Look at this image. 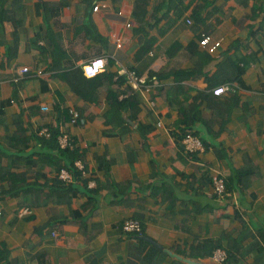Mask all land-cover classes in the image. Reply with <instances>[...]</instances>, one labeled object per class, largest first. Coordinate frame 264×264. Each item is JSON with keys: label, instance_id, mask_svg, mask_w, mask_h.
I'll return each instance as SVG.
<instances>
[{"label": "crops", "instance_id": "crops-1", "mask_svg": "<svg viewBox=\"0 0 264 264\" xmlns=\"http://www.w3.org/2000/svg\"><path fill=\"white\" fill-rule=\"evenodd\" d=\"M207 30L222 40L215 53L199 44ZM96 58L105 69L87 77ZM238 67L234 88L214 94ZM124 69L155 91L134 92ZM115 95L134 97L137 112L113 109ZM193 105L207 145L188 155L177 122ZM52 124L96 181L94 213L82 182L75 194L57 186L39 134ZM212 174L231 185L226 196ZM0 210V264L214 261L188 255L205 240L263 261L264 0H0ZM127 218L143 231L124 233Z\"/></svg>", "mask_w": 264, "mask_h": 264}, {"label": "trees", "instance_id": "trees-1", "mask_svg": "<svg viewBox=\"0 0 264 264\" xmlns=\"http://www.w3.org/2000/svg\"><path fill=\"white\" fill-rule=\"evenodd\" d=\"M208 31L209 30L204 32L203 35L209 34ZM203 35L201 36V38L203 37ZM222 69L224 70V69H226V67L223 66ZM231 72L236 73L235 76H233V77L230 76V77L224 78V81L234 82L235 79L238 80V78H240L241 68H239V67L235 68ZM108 78L111 79V76H109ZM230 78H232V80L228 81L227 79H230ZM163 90L164 89H162V91ZM110 105L113 109H115L116 111H119L121 113H124L125 108H131L133 112H137V106H138L134 97L122 98L120 100V99H118V96H116V95L113 96V100L110 102ZM194 108L197 110V115L191 116L189 113H191V111ZM62 112L64 115L69 113L68 110H62ZM180 113H181L180 118L178 119V122H177L179 130L181 132L179 139H181L183 141L186 134L190 131V133H192L196 136H199L201 138V140H202V142L206 148V145H207L206 140L203 139V137H201L200 134H198V132L192 131V129L196 123H198L199 121H203L200 117V112L197 109L196 105H193V107H191V109H186V108L181 109L180 108ZM205 123L208 127V131H212L213 125L209 122H205ZM47 128L49 129L50 135L49 136H46V135L41 136L40 135V137H41L42 145L48 150V152H47L48 157L50 158V160H55L54 164L56 165V169H57L58 173L63 167H65L69 171H72L75 174V178H76L75 183H65L61 179H59L58 173H57V180H56V183L58 184L57 186L60 188L62 186H64L65 188H67L68 191L70 190L72 193L75 194L76 188H74V185L78 182H82L84 187H86L89 190H92V194L89 195L88 200L86 201L87 204L85 206H91L92 208H94V211H93V213H94L98 207V198L96 196L98 190H95V188H89L88 187L89 178H87L86 176H83L82 172L79 171L78 168L75 166V161L82 160L83 154L75 146H74V148H70V147L62 148L60 146L58 136L61 134L62 130L60 129V127H58V125L52 124V125L47 126ZM223 128L224 127H222L221 129H223ZM218 133H219V130L212 132L213 136L218 135ZM73 141H74V139H73ZM74 144H75V141H74ZM184 149H185V147H184ZM195 153H197V152H195ZM219 176L224 179L225 187H226V191H225L224 196H226L229 193V190L231 189V185L226 181V179L223 176H221V175H219ZM210 180H211V183H210L211 188L213 189V174L211 175ZM123 185L124 184L118 183V184L112 185V187H114L115 190L120 191L121 190L120 188H122ZM214 195L219 197L216 193H214ZM224 196H221V197H224ZM142 231H143V228H142ZM261 236L264 239V233L261 234ZM219 249L224 250L226 252V257L223 261V264H242L241 258L238 255V252L240 250L239 249L236 250L234 245L224 246L221 241L205 240L204 242H202L200 244V248H192L191 252L188 255L190 257H193V258H208V257H213L215 252ZM235 250H236V252H235ZM254 264H264V260L263 261H257Z\"/></svg>", "mask_w": 264, "mask_h": 264}, {"label": "built area", "instance_id": "built-area-1", "mask_svg": "<svg viewBox=\"0 0 264 264\" xmlns=\"http://www.w3.org/2000/svg\"><path fill=\"white\" fill-rule=\"evenodd\" d=\"M97 8V7H96ZM117 45L121 47V40L120 38H117ZM199 44L201 48L209 53H215L219 47L222 44L221 39H215L211 34L203 35V37L199 40ZM102 60L99 58L89 60L88 62L84 63L83 65V72L87 77H93L97 75L102 67ZM23 72L28 70V67H24L21 69ZM123 75L126 78V81L130 84L131 88L134 92L141 91L145 93L146 95H149L156 89V85L153 83H148L146 80V77L143 75H138L133 70H123ZM234 83L227 82L224 84H221L220 86L214 88L213 93L216 95H221L227 92L228 90H231L234 88ZM148 102L151 106H155L156 101L155 99L148 98ZM69 112L72 115V122H76L80 118V112L75 110L74 108L69 109ZM159 125H161V122H158ZM61 134L58 136V140L60 143V146L62 148L70 147L74 148L75 144L73 141V136L64 129H61ZM41 135L49 136V129L46 127L40 131ZM183 144L185 147V151L188 155H192L195 152H202L205 150V146L199 136H196L190 132L186 134V136L183 139ZM75 166L78 168L79 171L82 172L83 176H87V170L85 168V165L81 160L75 161ZM59 179H61L65 183H75L76 178L75 174L72 171H69L67 168L63 167L59 173H58ZM88 187H94L96 184V181L92 178L89 179ZM213 193H216L219 197L224 196L226 187L225 182L222 177H220L218 174H213ZM1 213V210H0ZM122 231L124 233L128 234H137L141 232L142 229V222L139 219L135 218H128L124 220V222L121 225ZM217 258L220 260H223L225 258V252L224 251H218Z\"/></svg>", "mask_w": 264, "mask_h": 264}, {"label": "bare ground", "instance_id": "bare-ground-1", "mask_svg": "<svg viewBox=\"0 0 264 264\" xmlns=\"http://www.w3.org/2000/svg\"><path fill=\"white\" fill-rule=\"evenodd\" d=\"M209 53V52H208ZM100 60H102L103 62H102V64H101V67H102V69H101V71L98 73V74H100L104 69H105V66H106V59L105 58H99ZM97 74V75H98ZM97 75H95V76H97ZM95 76H93V77H95ZM227 83V82H226ZM222 95V94H221ZM128 219V218H127ZM126 220V219H125ZM124 222V221H123ZM128 234V233H127ZM218 251H224V250H221V249H219V250H217L216 252H215V254H214V256L213 257H211V258H213L214 259V261H212V262H209V260H206L207 262H206V264H223V261H224V259L223 260H220V259H218L217 258V253H218ZM225 252V251H224ZM225 257H226V252H225Z\"/></svg>", "mask_w": 264, "mask_h": 264}, {"label": "water", "instance_id": "water-1", "mask_svg": "<svg viewBox=\"0 0 264 264\" xmlns=\"http://www.w3.org/2000/svg\"><path fill=\"white\" fill-rule=\"evenodd\" d=\"M150 242H152V243H154V244L156 243V242H154L153 240H150ZM169 254H170L171 256L176 257L177 259H179V260H181V261H184V262L188 263V264H206V262H207V261H204V260H194V259H192V258L183 257V256H181V255H179V254H174V253H172V252H169ZM209 262H212V261H209Z\"/></svg>", "mask_w": 264, "mask_h": 264}, {"label": "rangeland", "instance_id": "rangeland-1", "mask_svg": "<svg viewBox=\"0 0 264 264\" xmlns=\"http://www.w3.org/2000/svg\"><path fill=\"white\" fill-rule=\"evenodd\" d=\"M206 261V260H205Z\"/></svg>", "mask_w": 264, "mask_h": 264}]
</instances>
